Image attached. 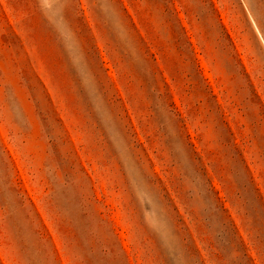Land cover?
<instances>
[{"label":"rangeland","instance_id":"obj_1","mask_svg":"<svg viewBox=\"0 0 264 264\" xmlns=\"http://www.w3.org/2000/svg\"><path fill=\"white\" fill-rule=\"evenodd\" d=\"M0 264H264V0H0Z\"/></svg>","mask_w":264,"mask_h":264}]
</instances>
